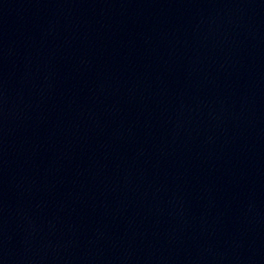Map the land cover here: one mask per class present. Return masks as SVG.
<instances>
[{
    "label": "water",
    "instance_id": "obj_1",
    "mask_svg": "<svg viewBox=\"0 0 264 264\" xmlns=\"http://www.w3.org/2000/svg\"><path fill=\"white\" fill-rule=\"evenodd\" d=\"M244 4L264 69V0H244Z\"/></svg>",
    "mask_w": 264,
    "mask_h": 264
}]
</instances>
